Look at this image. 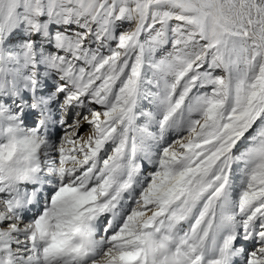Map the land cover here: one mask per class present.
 <instances>
[{"label": "snow or ice", "instance_id": "1", "mask_svg": "<svg viewBox=\"0 0 264 264\" xmlns=\"http://www.w3.org/2000/svg\"><path fill=\"white\" fill-rule=\"evenodd\" d=\"M0 264H264V0H0Z\"/></svg>", "mask_w": 264, "mask_h": 264}, {"label": "rangeland", "instance_id": "2", "mask_svg": "<svg viewBox=\"0 0 264 264\" xmlns=\"http://www.w3.org/2000/svg\"><path fill=\"white\" fill-rule=\"evenodd\" d=\"M86 130V129H85Z\"/></svg>", "mask_w": 264, "mask_h": 264}]
</instances>
